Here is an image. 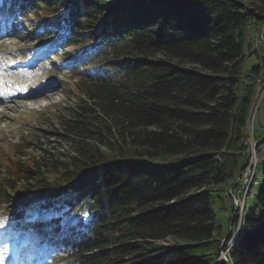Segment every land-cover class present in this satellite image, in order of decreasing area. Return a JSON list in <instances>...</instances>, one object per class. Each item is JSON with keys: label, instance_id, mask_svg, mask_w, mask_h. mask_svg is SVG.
Here are the masks:
<instances>
[{"label": "trees", "instance_id": "1", "mask_svg": "<svg viewBox=\"0 0 264 264\" xmlns=\"http://www.w3.org/2000/svg\"><path fill=\"white\" fill-rule=\"evenodd\" d=\"M4 3L45 20L42 38L59 35L83 91L60 117L67 151L19 152L0 178V193L21 181L36 195L12 210L13 228L77 264H264V161L229 262L212 201L240 162L231 151L261 75L241 69L245 25L264 0Z\"/></svg>", "mask_w": 264, "mask_h": 264}, {"label": "rangeland", "instance_id": "2", "mask_svg": "<svg viewBox=\"0 0 264 264\" xmlns=\"http://www.w3.org/2000/svg\"><path fill=\"white\" fill-rule=\"evenodd\" d=\"M7 7L8 4L0 0V14L4 17L0 19V76L7 79V82H3L17 84L35 76L36 80L31 85H52L55 92L50 97L39 95L38 101L29 108L5 109L9 117L0 119V178H6L13 171L14 158L19 152L25 153L27 158L42 154L47 156L50 153L56 157L67 151L69 142L60 134V117L68 105H72L76 98L82 97L83 92L79 75L69 66V62L62 60L61 53L64 50L55 46L59 35L42 38L45 20L19 18V15L12 14ZM63 11L66 13L67 10ZM259 19L248 20L245 25L246 55L241 69L243 73H247L253 64L259 63L261 75L255 78L243 135L238 147L231 151L240 162L238 167L232 170L231 182L212 192L215 223L219 226V233L232 235L226 249H223L218 257L228 262V250L234 244L231 241H235L241 231L242 218L247 212L246 204L253 205V192L257 186L253 189L252 187L256 180H261L260 169L264 161V47L254 46L257 35L264 31V15ZM72 49V46H69L65 50ZM8 59L14 60L15 67H8ZM11 92L13 91L10 88L2 90L0 94ZM6 104L12 103L7 101ZM242 145L244 149H239ZM1 184H4V181ZM22 186L21 181H15L14 190L0 193V262L14 264L13 258L18 257L20 249H27L25 254L28 252L27 256L34 255L32 262L36 264H77L61 249H52L44 255L42 252L47 246L41 249L36 241L27 244V236L18 238L19 229L13 230L15 219L12 210L18 211L21 202L36 196L34 191L24 193ZM41 190L46 192L51 188L43 187ZM6 208L11 209L8 211ZM17 241L22 245L18 246ZM161 242L173 243L169 239ZM23 257L25 260L24 255ZM24 260L21 264L29 263L28 258L25 263Z\"/></svg>", "mask_w": 264, "mask_h": 264}, {"label": "bare ground", "instance_id": "3", "mask_svg": "<svg viewBox=\"0 0 264 264\" xmlns=\"http://www.w3.org/2000/svg\"><path fill=\"white\" fill-rule=\"evenodd\" d=\"M260 29V28H259ZM259 32V31H258ZM254 46L258 47V35L256 37V41ZM35 76H32L30 79L25 81H21L16 84L15 83H6L1 82L0 88L1 89H8L11 88L14 90L13 93H9L6 96L0 95V119H6L8 116L6 108L9 109H20L24 107H30V105L36 103L40 97H50L53 95L54 86L52 85H31L34 80ZM39 95H42L38 97ZM10 101L12 104L7 105L6 102ZM32 108V107H31ZM16 111V110H15ZM227 261V260H225ZM2 264V262H0Z\"/></svg>", "mask_w": 264, "mask_h": 264}, {"label": "built area", "instance_id": "4", "mask_svg": "<svg viewBox=\"0 0 264 264\" xmlns=\"http://www.w3.org/2000/svg\"><path fill=\"white\" fill-rule=\"evenodd\" d=\"M258 46L264 47V31L258 34Z\"/></svg>", "mask_w": 264, "mask_h": 264}, {"label": "water", "instance_id": "5", "mask_svg": "<svg viewBox=\"0 0 264 264\" xmlns=\"http://www.w3.org/2000/svg\"><path fill=\"white\" fill-rule=\"evenodd\" d=\"M226 237H227V235H225V236H224V238H223L222 242H224V241H225Z\"/></svg>", "mask_w": 264, "mask_h": 264}]
</instances>
